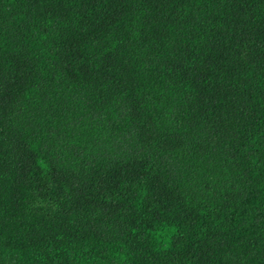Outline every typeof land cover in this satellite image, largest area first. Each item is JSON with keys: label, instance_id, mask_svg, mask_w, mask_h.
<instances>
[{"label": "trees", "instance_id": "16d2710c", "mask_svg": "<svg viewBox=\"0 0 264 264\" xmlns=\"http://www.w3.org/2000/svg\"><path fill=\"white\" fill-rule=\"evenodd\" d=\"M0 264H264V0H0Z\"/></svg>", "mask_w": 264, "mask_h": 264}]
</instances>
